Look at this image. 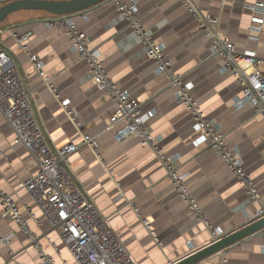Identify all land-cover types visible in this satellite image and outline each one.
<instances>
[{
    "label": "crops",
    "instance_id": "crops-1",
    "mask_svg": "<svg viewBox=\"0 0 264 264\" xmlns=\"http://www.w3.org/2000/svg\"><path fill=\"white\" fill-rule=\"evenodd\" d=\"M11 1V0H10ZM137 5V17L152 40L185 84L206 118L223 137L224 145L242 161L259 200L251 199L242 183L225 166L193 127L192 116L167 88L128 21L110 0L70 15L98 49L103 65L115 84L127 90L143 113L155 110L148 125L172 169L196 200L207 228L191 213L167 179L153 150L135 138L118 139L121 125L108 128L114 103L95 87L87 64L72 52L62 27L43 12L20 11L0 24L4 47L32 93L37 118L54 147L78 144L81 134L94 136L99 158L79 146L70 159V171L92 200L107 226L135 264H172L213 241L211 230L227 236L252 223L264 205V118L252 108H237L241 87L223 70V60L212 55L199 22L181 0H121ZM205 17L215 18V32L238 53L251 52L264 59V23L260 31L252 20L253 9L264 0H191ZM31 33L28 53L42 63L53 79L59 99H67L71 121L58 101L42 84L16 37ZM14 134L0 110V192L10 195L42 251L54 264H73L56 230L40 217L39 209L21 186L38 172L33 157L22 145H13ZM131 202L138 210L134 212ZM0 264H41L38 254L13 221L1 217ZM38 217V223L28 218ZM147 219L153 234L141 223ZM211 229V230H210ZM155 237V239H154ZM264 230L196 264H264Z\"/></svg>",
    "mask_w": 264,
    "mask_h": 264
},
{
    "label": "built area",
    "instance_id": "built-area-1",
    "mask_svg": "<svg viewBox=\"0 0 264 264\" xmlns=\"http://www.w3.org/2000/svg\"><path fill=\"white\" fill-rule=\"evenodd\" d=\"M9 1L0 0V6ZM110 1L128 21L129 27L144 47L147 57L154 62L157 73L166 79L167 88L192 116L194 130L200 133L202 141H206L214 153L222 158L225 166L242 183L247 195L251 199L259 200L252 182L243 171L240 156L224 145L218 128L206 118L189 94L188 84H185L176 74L164 55L163 47L156 44L142 26L137 17V5L132 2L123 3L121 0ZM181 1L187 7L188 12L199 22L200 28L209 41L212 55H217L223 60V70L230 73L241 87L240 94L235 99L236 107L249 106L256 115L264 118V59L251 52H236L230 42L215 32L217 24L215 18L201 15L191 0ZM253 9L259 11V15L254 17L252 22L260 31L264 23V3H256ZM52 17L55 18V24L62 27L72 52L87 64L95 87L114 103V111L109 117L108 128L121 125L116 133L118 139L131 137L137 139L142 145L150 147L164 167L167 179L178 191L181 200L196 220L209 228L196 200L182 183L183 177L177 176L172 169V159L162 153L156 138L151 134L148 123L156 111L150 110L143 113L140 103L133 99L127 90L120 89L115 84L103 65L100 51L89 47L86 34L76 26L70 15ZM30 35L31 33L27 32L16 37V40L28 56L42 84L74 122V115L67 110L69 101L59 99L53 79L45 73L43 63L36 56L28 53L26 43ZM0 110L13 131V145H22L38 166V172L21 186L33 199L39 209L40 217L47 222L50 228L57 231L73 264H135L70 171V159L79 146L88 147L99 158L96 138L81 134L78 144L70 142L61 147H54L37 118L32 103V93L26 87L19 69L12 64L8 51L2 46H0ZM0 205L2 207L1 217L14 222L28 242L33 245L40 263L54 264L51 257L42 251L38 237L30 230L26 217L20 214L13 198L0 192ZM129 205L134 212L138 211L131 202ZM263 217L264 205H261L253 220L256 221ZM28 218L38 223V217L34 214L28 213ZM141 223L152 235L151 223L142 218ZM211 235L213 242L221 238L214 230H211ZM0 243L8 244V240L0 235Z\"/></svg>",
    "mask_w": 264,
    "mask_h": 264
},
{
    "label": "water",
    "instance_id": "water-1",
    "mask_svg": "<svg viewBox=\"0 0 264 264\" xmlns=\"http://www.w3.org/2000/svg\"><path fill=\"white\" fill-rule=\"evenodd\" d=\"M107 0H11L0 6V24L9 15L24 12H43L50 16H69L82 12ZM264 230V217L253 221L244 228L227 236L221 237L216 242H211L206 247L195 251L172 264H196L214 254H217L236 242Z\"/></svg>",
    "mask_w": 264,
    "mask_h": 264
}]
</instances>
